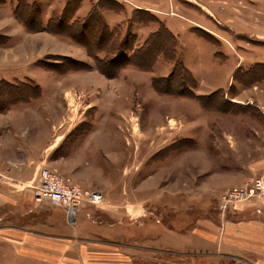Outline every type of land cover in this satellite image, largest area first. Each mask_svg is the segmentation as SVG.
<instances>
[{
	"label": "rangeland",
	"instance_id": "obj_1",
	"mask_svg": "<svg viewBox=\"0 0 264 264\" xmlns=\"http://www.w3.org/2000/svg\"><path fill=\"white\" fill-rule=\"evenodd\" d=\"M68 1L0 0V104L17 101L0 111L49 101L47 111L64 126L61 153L74 140H92L87 135L94 116L112 115L116 122L102 124L94 135L98 155L82 149L63 161L68 169L52 165L73 182L76 174L87 187L80 185L102 192L105 201L83 205L69 221L65 208L38 203L32 186L42 212L30 216L40 223L36 229L14 219L0 224V264H264L223 257L214 240L240 209L263 213L264 196L224 207L222 195L264 176V158L258 157L264 152L251 154L264 151V0L82 3L75 16L104 2L108 23H119L125 33L131 28L139 42L159 27L136 22L140 10L173 27L180 37L173 42L175 56L194 76L184 72V95L153 85V78L170 74L175 57L161 55L151 69L126 65L108 76L85 46L47 29L52 13L62 14ZM24 4L35 17L27 20ZM111 91L115 101L103 97ZM13 180L0 182L30 185ZM258 227L264 229V222ZM15 232L25 235H8Z\"/></svg>",
	"mask_w": 264,
	"mask_h": 264
},
{
	"label": "crops",
	"instance_id": "obj_2",
	"mask_svg": "<svg viewBox=\"0 0 264 264\" xmlns=\"http://www.w3.org/2000/svg\"><path fill=\"white\" fill-rule=\"evenodd\" d=\"M86 1L83 2V5ZM163 1L155 0L154 3L160 5ZM169 10L170 8H166L165 12L169 14ZM162 22L180 39L173 27L167 25L163 20ZM199 39H204L218 48L217 42L208 40L203 36H200ZM214 54L218 56L219 51ZM104 96H107V101L116 100L112 91L109 94H104ZM49 104L50 102L46 101V99H41L30 103V107L21 105L12 107L5 112L0 111V170L10 168L13 173H16H11V175L13 174V179L14 176L18 178L16 182L30 184L21 186L15 184V186L8 181L0 182V224L14 219L15 221L18 220L20 225L36 229V225L40 222H37L30 214L31 212H37L38 214L42 212L34 201L33 196V187L40 178L38 175L40 166L48 165L52 167L54 165L53 167L58 166L63 169V161L73 160L82 149L87 154L98 155L99 146H95V142L93 144L94 135L96 136L98 131L101 130L102 124L106 125L116 122L112 115L104 116L99 113V115L91 119L92 125L87 135V140L90 137L92 140L86 143L83 138L74 140L71 143L70 151L61 153L60 149L66 143V138L60 135V130L64 126L61 127V123L53 119L52 115L49 114L47 111V108L50 109ZM42 107H44V112H42ZM261 152L264 151H252L251 154H260ZM240 153L243 154V152ZM258 157L264 158V154L262 155L261 153V156ZM58 167L57 169H59ZM64 169L68 168L64 167ZM71 177L75 182L77 181V183L87 187V185L78 181L80 178L76 174ZM13 179L10 180L14 181ZM249 207L250 209H247ZM261 207L262 209H260ZM261 207H259V211L262 210L263 213L260 217L255 213L254 207L248 206L240 209L233 216L227 217L229 219H225L219 235L217 234L214 237L215 249L220 255L234 259L264 261V229L258 227L259 222H264V205H261ZM82 212L83 210L80 211V213ZM230 214L232 215V213ZM8 235L23 236L25 234L15 232L8 233ZM30 250L27 248L25 251L29 252ZM34 253L33 251L32 254L34 255Z\"/></svg>",
	"mask_w": 264,
	"mask_h": 264
},
{
	"label": "trees",
	"instance_id": "obj_3",
	"mask_svg": "<svg viewBox=\"0 0 264 264\" xmlns=\"http://www.w3.org/2000/svg\"><path fill=\"white\" fill-rule=\"evenodd\" d=\"M82 3L83 0H69L63 8L62 14L56 15L53 12L45 27L54 33L69 37L85 46L95 60L97 68L108 76H114L126 65L151 69L161 55L168 59L171 58V60H174L175 57L176 62L170 74L167 75L166 79L162 77L153 78V85L165 94L184 95V89L186 88L182 86L185 83L184 72L189 74L188 78H190L191 74L193 76V73L179 61V57L175 56L177 52V36L159 17L145 10L138 11L141 19H137L136 22L144 26H148L150 22L159 24V27L143 42H139L131 28H128L125 33L119 23L116 26H111L108 23L105 18L106 15H103V10L105 11L106 9L104 2L92 5L88 14L83 18L75 16L77 9ZM24 7L29 10L27 13L31 14L26 17L27 20L35 17L30 12V4H24ZM16 11L19 12L18 9ZM41 26L35 27L31 25L32 28ZM208 40H211L210 37H208ZM168 41L172 42L171 47L167 45ZM175 41L176 43H173ZM69 60L71 59L69 58ZM71 61L76 63L74 60ZM82 65L87 66L86 63ZM9 102L17 101H8L3 106L0 104V110Z\"/></svg>",
	"mask_w": 264,
	"mask_h": 264
},
{
	"label": "built area",
	"instance_id": "obj_4",
	"mask_svg": "<svg viewBox=\"0 0 264 264\" xmlns=\"http://www.w3.org/2000/svg\"><path fill=\"white\" fill-rule=\"evenodd\" d=\"M13 179V176L0 170V181ZM36 188L35 199L38 203L49 202L65 208L68 212L75 208H81L86 204H101L105 201V195L97 190H90L79 183L71 181L63 176L58 169L44 166L41 169ZM264 196V176L257 178L253 183L246 186L233 187L222 195L224 207H231L234 201L242 198Z\"/></svg>",
	"mask_w": 264,
	"mask_h": 264
},
{
	"label": "water",
	"instance_id": "obj_5",
	"mask_svg": "<svg viewBox=\"0 0 264 264\" xmlns=\"http://www.w3.org/2000/svg\"><path fill=\"white\" fill-rule=\"evenodd\" d=\"M76 214H77V210L75 208H72L70 211H69V214H68V220L69 221H73L75 218H76Z\"/></svg>",
	"mask_w": 264,
	"mask_h": 264
}]
</instances>
